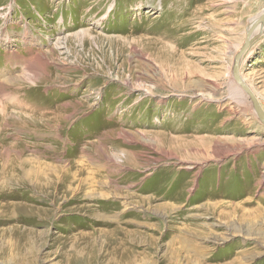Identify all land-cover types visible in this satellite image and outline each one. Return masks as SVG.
<instances>
[{"label": "rangeland", "instance_id": "1", "mask_svg": "<svg viewBox=\"0 0 264 264\" xmlns=\"http://www.w3.org/2000/svg\"><path fill=\"white\" fill-rule=\"evenodd\" d=\"M263 12L0 0V264H264Z\"/></svg>", "mask_w": 264, "mask_h": 264}, {"label": "water", "instance_id": "2", "mask_svg": "<svg viewBox=\"0 0 264 264\" xmlns=\"http://www.w3.org/2000/svg\"><path fill=\"white\" fill-rule=\"evenodd\" d=\"M264 22V12L259 15L257 18L254 19L249 31L247 32V37L245 40V43L243 45V48L240 50V52L235 56V62L233 66V75L236 80V82L240 85L241 89L249 96L250 100L252 101L253 105L255 106V111L259 118L264 121V110L254 94V92L251 90V88L247 85L245 81H243L240 77V61L245 52L250 48L251 46V39L253 37V34L255 33L256 29Z\"/></svg>", "mask_w": 264, "mask_h": 264}, {"label": "bare ground", "instance_id": "3", "mask_svg": "<svg viewBox=\"0 0 264 264\" xmlns=\"http://www.w3.org/2000/svg\"><path fill=\"white\" fill-rule=\"evenodd\" d=\"M253 23V22H252ZM252 25V24H251ZM251 27V26H250ZM250 29V28H249ZM249 31V30H248ZM264 31V22L256 29L255 33L254 34H257V33H260V32H263ZM254 37V36H253ZM253 37L251 39V43H252V40H253ZM243 48V45L242 47H240L239 49V52L240 50ZM244 57V56H243ZM243 57L241 58V61L243 59ZM241 61H240V64H241ZM241 77V76H240ZM243 81L245 80L243 77L241 78Z\"/></svg>", "mask_w": 264, "mask_h": 264}]
</instances>
